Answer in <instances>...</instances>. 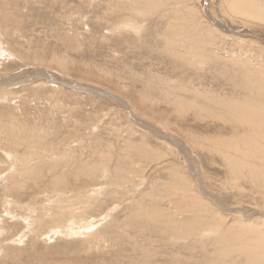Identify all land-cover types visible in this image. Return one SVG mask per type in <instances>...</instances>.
I'll list each match as a JSON object with an SVG mask.
<instances>
[{
	"label": "rangeland",
	"instance_id": "obj_1",
	"mask_svg": "<svg viewBox=\"0 0 264 264\" xmlns=\"http://www.w3.org/2000/svg\"><path fill=\"white\" fill-rule=\"evenodd\" d=\"M241 1L0 0V264H264V130L227 118L264 116Z\"/></svg>",
	"mask_w": 264,
	"mask_h": 264
},
{
	"label": "bare ground",
	"instance_id": "obj_2",
	"mask_svg": "<svg viewBox=\"0 0 264 264\" xmlns=\"http://www.w3.org/2000/svg\"><path fill=\"white\" fill-rule=\"evenodd\" d=\"M246 2V1H245ZM236 5V4H235ZM238 5L241 7V8H244L243 7V1L241 0H238ZM236 10V7L233 6ZM227 27V26H226ZM229 31H233L230 27L228 28ZM227 31V30H226ZM171 44V42H170ZM169 45V44H168ZM181 45V44H180ZM8 50L7 49H2L1 45H0V56L3 55L4 53H6ZM10 53V51H8ZM11 54V53H10ZM180 57V56H179ZM8 58V57H7ZM1 59V58H0ZM3 59V58H2ZM186 61V60H185ZM192 63V62H191ZM200 69V68H199ZM46 70V69H45ZM50 70V69H49ZM56 70V69H55ZM54 70V71H55ZM53 72V71H52ZM47 73L48 75L45 76V80H48L49 82L52 83H64L71 86V88L73 87V89H82V90H86L88 92H93V93H96L98 95H106V93L100 91V90H95L93 89L92 87H88V86H83V85H78L76 84V82H70L69 80H62L60 77L58 76H55L54 74L50 73L49 72H45ZM39 76H44L45 74L43 73H39L38 74ZM36 75V76H37ZM58 75V74H57ZM32 76V75H31ZM34 76V75H33ZM25 78V77H24ZM32 78V77H31ZM5 79V78H4ZM23 77H17V78H13V79H10L9 81L6 80V81H3L0 83V89H4L5 87L9 86L11 83H14V84H18L20 83L22 80ZM75 83V84H74ZM49 84V83H48ZM6 89V88H5ZM108 92V91H107ZM6 93V92H5ZM109 93V92H108ZM111 93V92H110ZM109 93V94H110ZM110 96V95H109ZM111 97L114 99V100H117L119 101L120 103L124 104L126 106V102H124V100L121 98H119L118 96L114 95L111 93ZM2 98V97H1ZM110 99V98H109ZM127 107V106H126ZM237 108V109H236ZM235 108L234 107H231L229 110H228V120H230L232 123L235 124V126H247V129L249 127L251 128H257V130H260V135L262 134V129L264 130V116L263 118H260L261 115H259L255 109H250L249 107L245 106V107H240L239 105ZM184 109V108H183ZM239 110V111H237ZM251 110L252 112L254 113H251ZM196 114V113H195ZM133 115V114H132ZM134 116V115H133ZM132 117V116H131ZM135 117V120L137 121L138 118ZM133 118V117H132ZM134 120V119H133ZM138 122V121H137ZM141 125H144V126H148L147 124H143L142 122H140ZM155 128V127H154ZM153 128V129H154ZM152 129V130H153ZM156 129V128H155ZM158 134V133H157ZM264 135V133H263ZM159 136V135H158ZM163 137V136H162ZM173 140V139H171ZM251 141V140H249ZM174 143L178 144L177 141L174 140ZM226 148L227 149H232V150H239L240 152H243L244 155L250 153L251 155L255 156L256 152L258 151V142L256 140H254V145H255V148H249L246 144V141L244 142V140L240 139V140H235L234 142H230L229 144H226ZM12 148V146H11ZM10 148V149H11ZM260 148V147H259ZM7 150V149H6ZM17 151V150H16ZM46 152V151H45ZM262 154V153H261ZM71 220V219H70ZM206 234V233H205Z\"/></svg>",
	"mask_w": 264,
	"mask_h": 264
}]
</instances>
